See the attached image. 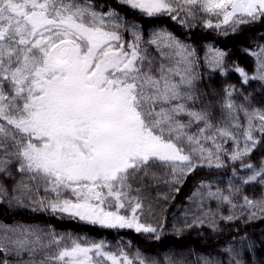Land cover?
Listing matches in <instances>:
<instances>
[{"label":"snow or ice","instance_id":"snow-or-ice-1","mask_svg":"<svg viewBox=\"0 0 264 264\" xmlns=\"http://www.w3.org/2000/svg\"><path fill=\"white\" fill-rule=\"evenodd\" d=\"M115 2L185 27L198 18L206 28L228 25L232 32L264 22V0ZM256 49L245 50L256 58L254 75L235 68L244 84L264 81V46ZM226 56L210 47L203 59L222 69ZM199 63L195 48L172 33L154 31L145 40L95 0H0V203L7 197L34 211L160 239L163 220L154 226L141 219L153 213V189L163 184L178 193L197 168L224 167L220 141L234 142L235 162L264 137V107L237 103L232 87L223 92L224 120L213 123L211 105L197 94ZM244 167L253 169L244 183L264 178V164ZM206 195L232 203L219 191ZM195 198L202 203L203 194L197 190ZM243 201L241 207L257 210L249 218H264V198ZM0 233V264H12L9 257L15 264H189L175 253L146 259L137 252L133 260L106 251L104 241L40 227L0 224ZM193 264L220 262L200 256ZM230 264L242 262L233 257Z\"/></svg>","mask_w":264,"mask_h":264},{"label":"trees","instance_id":"trees-1","mask_svg":"<svg viewBox=\"0 0 264 264\" xmlns=\"http://www.w3.org/2000/svg\"><path fill=\"white\" fill-rule=\"evenodd\" d=\"M95 2L114 9L126 29L131 25L137 26L145 40L150 38L154 31L164 30L195 48L200 57L197 66L199 75L196 82L197 94H203L201 98L211 105L213 123H219L225 118L226 113L221 104L224 89L229 87L237 90L233 93L237 103H246L250 108L264 107V81L250 80L244 84L243 78L235 71L236 67H241L250 75L255 74L256 58L245 50H258L256 46H264V39H261L264 36V22L240 25L232 32L228 25H222L221 28H206L198 18L192 22L191 27H185L167 15L148 17L137 9L116 4L115 0ZM217 22L219 21L213 20V23ZM124 36L131 41V31H125ZM210 47L227 53L222 69L210 68L203 59ZM242 97H247L248 100L243 101ZM240 122L244 123L243 114L240 115ZM236 134L242 140L241 132L238 131ZM260 140L251 155L235 162L229 158L235 150L234 142L230 139L220 141L222 148L226 150V154L224 152L220 154L224 167L197 168L182 185H178L180 187L178 193L163 184L153 189L151 191L153 213L141 219L142 222L146 221L154 226L158 220H163L158 240L152 233L103 228L72 219L67 214L53 215L51 212L34 211L15 202L9 203L7 197L4 203H0V224L11 227L18 225L40 227L45 232L53 230L58 236L71 235L97 243L104 241L106 251L117 255L123 251L133 260L137 252L146 259L175 253L189 264H193L200 256L219 261L220 264H230L233 257L242 264H264V218L258 216L251 219L249 211L257 210L241 207L244 196L253 200L264 198L262 182L264 178L257 177L254 181L244 183L253 174V169L244 167L245 164H252L255 170H259L264 164V137H260ZM197 190L203 194L202 203L200 198L189 199ZM209 190L219 191L222 196H228L232 203L208 197L206 193ZM158 194H167L170 198L165 201L159 198ZM206 212H210L211 215L205 216ZM229 215L238 216L239 219L232 221L221 219ZM197 217L203 223L194 222ZM228 249L231 251H227ZM55 250L53 246L52 251ZM16 259L9 257L12 264H15ZM106 264L111 262L106 261Z\"/></svg>","mask_w":264,"mask_h":264},{"label":"rangeland","instance_id":"rangeland-1","mask_svg":"<svg viewBox=\"0 0 264 264\" xmlns=\"http://www.w3.org/2000/svg\"><path fill=\"white\" fill-rule=\"evenodd\" d=\"M4 226H6V227H9V228H14V227H11V226H7V225H4ZM32 228H35V227H32ZM0 234H2V233H0ZM27 259V258H26Z\"/></svg>","mask_w":264,"mask_h":264}]
</instances>
